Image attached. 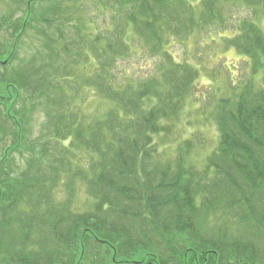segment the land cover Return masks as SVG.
Listing matches in <instances>:
<instances>
[{"label":"trees","instance_id":"1","mask_svg":"<svg viewBox=\"0 0 264 264\" xmlns=\"http://www.w3.org/2000/svg\"><path fill=\"white\" fill-rule=\"evenodd\" d=\"M199 2L27 0L22 16H7L0 264H264V0ZM248 10L226 39L250 79L217 108V148L202 168L188 161V141L166 158L154 136L180 116L198 76L172 44ZM110 12L89 29L86 16ZM28 29L40 43L22 55ZM144 54L155 60L146 72ZM89 95L109 104L95 118L78 103Z\"/></svg>","mask_w":264,"mask_h":264},{"label":"rangeland","instance_id":"2","mask_svg":"<svg viewBox=\"0 0 264 264\" xmlns=\"http://www.w3.org/2000/svg\"><path fill=\"white\" fill-rule=\"evenodd\" d=\"M190 1L194 7L199 8V0ZM25 2L27 0H22V2L20 0H0V48L12 47V36L8 30L3 28L2 24L8 20L7 16L9 15H12L14 19L22 16L26 9ZM54 2H67V0H54ZM42 5L40 7L45 9L48 3ZM252 13L253 10L237 11L234 18L229 19L227 16V28L222 27L221 30H212L208 33L197 29L189 37L184 40L175 39L172 44L171 49L176 59L182 62L187 61L188 64L195 66L198 76L180 116L177 120H167L166 125H170L169 130L154 136V141L157 146H160L166 158L175 157L178 147L188 141L190 144L184 146L185 151L188 152L186 154L188 161L198 168H202L206 162V156L211 155L217 148L220 140L217 116H215L217 108L221 107L224 101L236 97L237 92L250 79L251 72L245 56L240 55L233 46L229 47L230 42L226 38H232L236 33L237 21L251 17ZM96 16V13H93L92 17H85L89 29L92 31L96 30V21L105 24L110 18H114L111 12L106 18L96 19ZM260 21V25L264 29V18ZM13 26H15V21L8 24V29ZM18 35H16V39ZM34 37L36 38L35 43L38 45L40 36L34 30L28 29L27 33L21 37L19 50L22 55L34 51L36 47L32 42ZM144 60L145 62L139 60L138 63V67L145 66V70L142 72L148 71L149 66L155 64V60L149 54H144ZM255 81L260 83L261 79L257 76ZM78 103L83 104L91 118L99 116L109 107L105 100L95 95L79 99ZM16 107V110H21L22 103H18ZM25 117H28L27 113H25ZM41 121V117H33V120H29L28 125L33 129L32 137L39 134Z\"/></svg>","mask_w":264,"mask_h":264}]
</instances>
